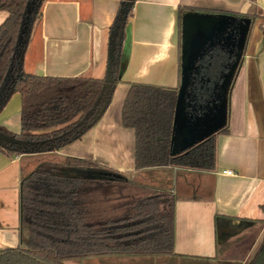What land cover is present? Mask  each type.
<instances>
[{"label": "crops", "instance_id": "crops-1", "mask_svg": "<svg viewBox=\"0 0 264 264\" xmlns=\"http://www.w3.org/2000/svg\"><path fill=\"white\" fill-rule=\"evenodd\" d=\"M132 2L43 0L40 15L31 20L12 77L20 68L41 76H90L111 81L112 97L93 127L59 149L33 146L38 151L18 155L0 150V249L20 243L22 177L40 163L74 156L124 173L137 184V194L163 190L175 199L174 253L110 256V264H253L264 246V0H135L122 39L123 10ZM190 11L252 19L230 90L227 125L214 135L215 167L136 170L135 131L122 123L124 100L131 83L178 89L182 18ZM7 15L0 11V25ZM218 47L205 56L218 50L227 62ZM6 94L4 89L0 100ZM12 98L21 102L18 92L9 97L0 125L20 132L21 107L7 108ZM227 169L234 173H223Z\"/></svg>", "mask_w": 264, "mask_h": 264}, {"label": "trees", "instance_id": "trees-1", "mask_svg": "<svg viewBox=\"0 0 264 264\" xmlns=\"http://www.w3.org/2000/svg\"><path fill=\"white\" fill-rule=\"evenodd\" d=\"M42 1L31 20L40 15ZM134 1L124 20L122 39ZM29 2L0 0V11L8 14L0 25V95L7 91L0 100V111L13 93L21 95L20 132L3 126L0 132L27 148L42 146L39 151H54L80 139L101 118L104 112L95 119L90 113L99 102L106 80L41 76L21 68L12 77ZM217 54L211 52L199 62L191 86V98L197 107L211 101L215 84L226 71L223 54ZM176 99V88L131 83L122 107V123L135 131L136 170L171 165L204 170L215 167L214 135L179 155L171 154ZM0 150L8 155L27 151L2 145ZM116 179L132 187L126 191L114 184ZM105 187L109 195L103 193ZM137 187L124 173L94 160L67 156L62 162L40 163L22 177L20 243L0 249V264H65V259L73 257L173 254V195L163 190L132 193ZM102 202L107 205L102 207Z\"/></svg>", "mask_w": 264, "mask_h": 264}, {"label": "water", "instance_id": "water-1", "mask_svg": "<svg viewBox=\"0 0 264 264\" xmlns=\"http://www.w3.org/2000/svg\"><path fill=\"white\" fill-rule=\"evenodd\" d=\"M38 2L39 0H30L28 3L18 39L17 58L23 53L31 16ZM127 13L128 9L125 8L122 14L123 24ZM251 23L250 17L228 13L190 11L184 14L181 31L180 83L171 136L172 155H179L191 149L227 125L230 90L242 61ZM216 46L227 49L232 60L227 64L226 71L222 72L220 81L215 84L214 97L205 105L197 107L191 98L193 78L198 73L200 60L208 50ZM110 82L105 84L99 102L90 113L92 119L103 113L111 100L113 85ZM0 145L30 151L25 144L1 132ZM256 264H264V246L256 259Z\"/></svg>", "mask_w": 264, "mask_h": 264}, {"label": "rangeland", "instance_id": "rangeland-1", "mask_svg": "<svg viewBox=\"0 0 264 264\" xmlns=\"http://www.w3.org/2000/svg\"><path fill=\"white\" fill-rule=\"evenodd\" d=\"M10 102L11 103L7 107L8 108V111H10L11 109L17 111V110H19L18 108L21 107V102H20V100L18 98L17 99H13L12 98V101H10ZM11 125H13V124H11ZM4 128H6V127H4ZM6 129L7 130H10L8 128H6ZM17 129L20 130V124L18 125V128ZM114 184L118 185L120 188H125L126 191H129V188L132 187V186L128 187L126 185V182L125 181H121L119 179L114 180ZM108 187H105V189H104L105 191L103 192L106 195H109V190H107ZM114 188L115 189H118L116 187H113V189ZM120 188H119V190H120ZM136 192H138V191L133 190L132 193H136ZM145 192L148 193V191H145ZM117 194L120 195L121 194V191H119ZM100 195L103 196L102 193ZM106 205L107 204L105 202H102V207H105ZM110 256H123V255H98V256H88V257H73V258H67V259H65L64 260V263L65 264H110L109 258H113V257H110Z\"/></svg>", "mask_w": 264, "mask_h": 264}, {"label": "flooded vegetation", "instance_id": "flooded-vegetation-1", "mask_svg": "<svg viewBox=\"0 0 264 264\" xmlns=\"http://www.w3.org/2000/svg\"><path fill=\"white\" fill-rule=\"evenodd\" d=\"M218 48H221V49H222L221 46H219ZM215 49H216V48H214L213 50H215ZM217 51H218V50H217ZM222 51L224 52L225 56H227V62L224 63V65H225V69H226L227 64H228L229 62H231L232 57H230L229 53L227 52V49H223ZM196 74H197V73H196Z\"/></svg>", "mask_w": 264, "mask_h": 264}, {"label": "built area", "instance_id": "built-area-1", "mask_svg": "<svg viewBox=\"0 0 264 264\" xmlns=\"http://www.w3.org/2000/svg\"><path fill=\"white\" fill-rule=\"evenodd\" d=\"M223 173L228 174V175H232L234 172L230 169H227V170H223Z\"/></svg>", "mask_w": 264, "mask_h": 264}]
</instances>
